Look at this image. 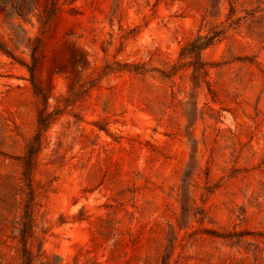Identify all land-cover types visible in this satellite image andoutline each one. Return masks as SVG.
Segmentation results:
<instances>
[{
    "label": "rangeland",
    "instance_id": "1",
    "mask_svg": "<svg viewBox=\"0 0 264 264\" xmlns=\"http://www.w3.org/2000/svg\"><path fill=\"white\" fill-rule=\"evenodd\" d=\"M56 2L59 19L43 38L38 80L47 113L58 116L44 133L33 176L40 239L33 252L41 248L66 264L85 247L105 262L121 231L159 222L167 236L204 228L229 237H202L221 262L264 264V13L231 26L170 81L156 72L165 70L163 61H176L200 27L228 26L227 0ZM49 3L0 0V44L16 59L0 50L4 154L20 153L11 148L16 129L24 137L37 130L42 100L20 63L29 62L28 47L41 38ZM251 9L238 0L232 21ZM197 63L209 67L207 77L195 71ZM126 65H144L145 73ZM91 80L83 100L57 109L58 100ZM207 174L213 191L204 197ZM17 178L18 168L0 156L4 264H18L14 238L25 198ZM142 206L143 213L135 209ZM101 220L111 221L109 234L99 235ZM120 257L117 264L127 258Z\"/></svg>",
    "mask_w": 264,
    "mask_h": 264
},
{
    "label": "trees",
    "instance_id": "2",
    "mask_svg": "<svg viewBox=\"0 0 264 264\" xmlns=\"http://www.w3.org/2000/svg\"><path fill=\"white\" fill-rule=\"evenodd\" d=\"M238 0H227L229 6V13L227 20H231L228 26L217 25L209 28L206 32L202 31L200 27L193 38L188 39L185 44L180 48L178 58L173 63L170 59L163 61V66L165 70H157L156 72L162 79H167L172 81L174 76L181 70L185 69L190 65L189 61H186L193 56H199L203 51L212 47L217 42L221 41L227 32L230 30L231 26L238 24L240 21L246 22L248 19L252 20L256 15L264 13V0H244L248 3L252 9L249 11H244L245 17L238 18L232 21V17L236 13V4ZM59 19V8L57 7L56 0H51L48 6L44 9L42 17V31L41 38L35 39L33 45L28 47L29 50V62H22L20 65L28 73V82L31 88L35 92V96L40 97L42 103L41 108L38 109L36 117L37 130L34 135L29 137H24L22 134L16 131L10 135L12 147L16 150V146H20V153L17 156H12L4 154L0 149V156L4 159L11 161L15 167L18 168L19 178L16 179L17 184L19 183L23 189L24 203L22 207V228L16 230L18 236L14 239L15 250L17 252L18 264H63V259L59 256L52 255L49 256L41 248L38 249L35 254L32 250V245L34 241L39 242L40 239L35 237V225H34V210H35V197L36 189L34 186V172L38 167V156L43 149L45 138L44 133L51 126L55 120L57 113L50 112L47 113V99L42 93L40 83L38 80V71L42 64V53L41 49L43 47V38L49 32L50 28ZM203 32L205 34L203 35ZM0 50L4 52L8 57L16 61L14 55L9 53L3 45L0 44ZM128 72H143L145 73L144 65H126ZM195 71L199 75H204L207 77L208 69L206 64L197 63L194 66ZM125 70V69H124ZM107 74L110 71H105ZM94 80L85 82L81 84L75 92L70 93L68 97L60 99L57 101V109H67L75 105V103L80 102L85 96L89 94V91L93 87L92 83ZM205 84H207L205 82ZM209 86V85H208ZM210 94H213L210 87L208 89ZM22 144H20V141ZM205 184L207 185L205 193L202 196H208L212 194L209 185L210 177L209 174L205 177ZM16 185V184H14ZM17 186V185H16ZM119 196V201L117 206H123V199L125 196V191L117 194ZM204 200V199H203ZM202 200V204L204 202ZM106 208L115 210V207L108 205ZM137 211L143 213L145 212V207H135ZM126 212V209H122ZM170 210V208H169ZM170 212H172L170 210ZM171 217L166 220V222L171 221ZM104 222V227L99 235L103 232L107 234L110 233L111 221L101 220ZM202 223V220H201ZM165 223H154L153 225L141 226L136 230L126 228L124 231L119 233L118 239L114 242L113 248L109 251L108 257L105 262H98L97 259L92 256V249L81 247L76 255L72 257V263L66 264H117L120 255H125L127 258L120 264H229L221 262V259L216 256L215 250L210 251L205 249L204 242L206 239L202 237L206 236L212 241L216 239H221L223 241H229V237H223L215 231H209L208 229H202L201 232L194 234L184 233L182 236L178 235H164L163 226ZM181 231L182 229L179 228ZM200 235L196 238V235ZM9 248L4 245L2 239H0V264H4V258L6 254L4 250ZM192 248L195 251L190 252ZM129 249L130 253H128Z\"/></svg>",
    "mask_w": 264,
    "mask_h": 264
}]
</instances>
